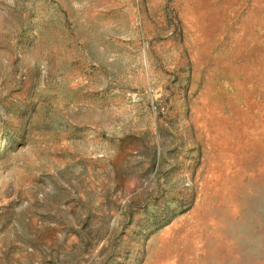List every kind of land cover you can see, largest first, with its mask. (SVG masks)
Listing matches in <instances>:
<instances>
[{
  "label": "rangeland",
  "instance_id": "374dc122",
  "mask_svg": "<svg viewBox=\"0 0 264 264\" xmlns=\"http://www.w3.org/2000/svg\"><path fill=\"white\" fill-rule=\"evenodd\" d=\"M0 264H264V0H0Z\"/></svg>",
  "mask_w": 264,
  "mask_h": 264
}]
</instances>
